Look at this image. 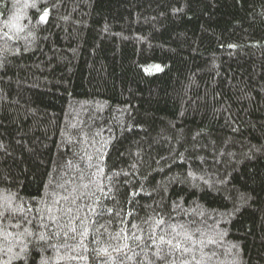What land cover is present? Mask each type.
<instances>
[{
  "label": "trees",
  "instance_id": "obj_1",
  "mask_svg": "<svg viewBox=\"0 0 264 264\" xmlns=\"http://www.w3.org/2000/svg\"><path fill=\"white\" fill-rule=\"evenodd\" d=\"M0 264H264V0H0Z\"/></svg>",
  "mask_w": 264,
  "mask_h": 264
},
{
  "label": "snow or ice",
  "instance_id": "obj_2",
  "mask_svg": "<svg viewBox=\"0 0 264 264\" xmlns=\"http://www.w3.org/2000/svg\"><path fill=\"white\" fill-rule=\"evenodd\" d=\"M32 7L35 8L36 5H35V4H32ZM46 19H47V11H45L43 14L40 15V21H41V22L45 21ZM157 70H159V69L157 68ZM167 243L171 245V244H172V241H171V240H168ZM175 247L179 248L180 245L177 243V244L175 245Z\"/></svg>",
  "mask_w": 264,
  "mask_h": 264
}]
</instances>
